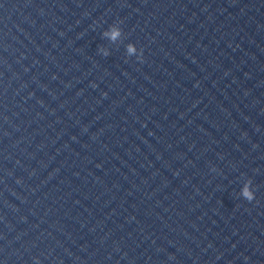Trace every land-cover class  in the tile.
<instances>
[{
    "label": "clouds",
    "instance_id": "clouds-1",
    "mask_svg": "<svg viewBox=\"0 0 264 264\" xmlns=\"http://www.w3.org/2000/svg\"><path fill=\"white\" fill-rule=\"evenodd\" d=\"M103 35L108 38L110 41L115 42L122 35V30L117 24H113L107 31L103 33ZM104 56H108L110 53L107 49H101ZM126 52L129 57L136 56L137 60H143V50H138L137 47L133 43H129L126 46ZM215 171V168L212 169ZM241 194L247 201L251 202L255 199V193L252 190L251 180L246 182L241 190Z\"/></svg>",
    "mask_w": 264,
    "mask_h": 264
}]
</instances>
